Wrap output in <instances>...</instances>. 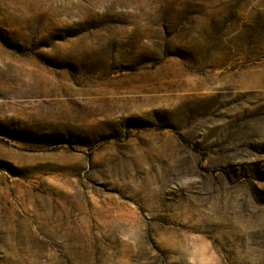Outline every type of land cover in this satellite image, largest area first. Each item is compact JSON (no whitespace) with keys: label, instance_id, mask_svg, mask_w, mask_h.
<instances>
[{"label":"rangeland","instance_id":"374dc122","mask_svg":"<svg viewBox=\"0 0 264 264\" xmlns=\"http://www.w3.org/2000/svg\"><path fill=\"white\" fill-rule=\"evenodd\" d=\"M263 36L264 0H0V264H264Z\"/></svg>","mask_w":264,"mask_h":264},{"label":"trees","instance_id":"16d2710c","mask_svg":"<svg viewBox=\"0 0 264 264\" xmlns=\"http://www.w3.org/2000/svg\"><path fill=\"white\" fill-rule=\"evenodd\" d=\"M258 41L256 42V43H258V44H262V43H264V36H263V39H257ZM256 43H255V45H256ZM263 47H261V48H258V49H254V50H252V52H253V54L255 55V56H260V57H264V44L262 45Z\"/></svg>","mask_w":264,"mask_h":264}]
</instances>
